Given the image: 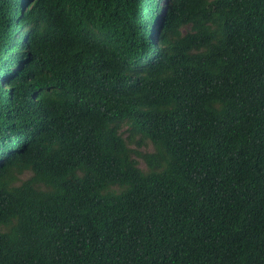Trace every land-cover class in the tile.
Segmentation results:
<instances>
[{
	"label": "trees",
	"instance_id": "16d2710c",
	"mask_svg": "<svg viewBox=\"0 0 264 264\" xmlns=\"http://www.w3.org/2000/svg\"><path fill=\"white\" fill-rule=\"evenodd\" d=\"M160 1L0 0V264H264V0Z\"/></svg>",
	"mask_w": 264,
	"mask_h": 264
},
{
	"label": "rangeland",
	"instance_id": "374dc122",
	"mask_svg": "<svg viewBox=\"0 0 264 264\" xmlns=\"http://www.w3.org/2000/svg\"><path fill=\"white\" fill-rule=\"evenodd\" d=\"M160 4H161V6L165 5V4H166V0H161V1H160ZM162 11H163V10L161 9V12H162ZM132 147L135 148L136 145H133V144H132ZM140 150H141V151H149V150H152V146H151V144H146L145 147H143V148L140 149ZM134 158L138 160V163H139V165H140L141 167H145V164H144V162L142 161L141 158H139V157L136 156V155L134 156ZM26 177H28V174H25V175L23 176V178H26Z\"/></svg>",
	"mask_w": 264,
	"mask_h": 264
}]
</instances>
